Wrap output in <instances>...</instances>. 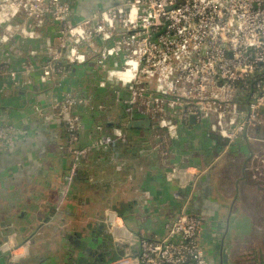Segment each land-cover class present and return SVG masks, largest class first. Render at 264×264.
Segmentation results:
<instances>
[{
    "label": "built area",
    "instance_id": "2783aa9c",
    "mask_svg": "<svg viewBox=\"0 0 264 264\" xmlns=\"http://www.w3.org/2000/svg\"><path fill=\"white\" fill-rule=\"evenodd\" d=\"M73 9L74 0H0V77L17 86L37 72L41 84L52 85L76 67H88L97 87L113 97L105 99L118 125L83 147L78 109L91 113V96L67 91L45 110L35 106L38 118L57 120L67 133L62 151L72 164L69 184L93 155L133 142L143 157L159 161L183 201L212 168L176 162V145H185L196 129L207 133L213 147L214 138L226 142L216 162L254 145L245 171L250 179L264 178V140L256 137L264 129V0H118L87 17ZM105 103L100 107L108 108ZM146 119L149 132L129 130L131 122ZM26 136L12 118L0 119V153ZM108 217L117 250L125 245L109 264H215L200 237L210 220L186 205L161 237H134L115 227L121 216ZM20 248L14 236L0 245L6 264L25 257Z\"/></svg>",
    "mask_w": 264,
    "mask_h": 264
},
{
    "label": "crops",
    "instance_id": "0c3cea01",
    "mask_svg": "<svg viewBox=\"0 0 264 264\" xmlns=\"http://www.w3.org/2000/svg\"><path fill=\"white\" fill-rule=\"evenodd\" d=\"M115 1L74 0L73 12L87 17L96 8L110 6ZM96 79L93 69L88 67H76L73 74L52 85L41 84L37 72L28 78L22 77L17 86L0 77V119L10 117L16 128L27 132L26 137L17 139L10 149L0 153V245L14 236L16 244L22 247L19 254L26 252L18 264H66V261L56 262L55 258L66 259L69 254L73 258L72 263L67 264H76L81 259L79 241L85 239L87 233L90 240L101 237L100 232L106 229L102 217L107 219L111 212L123 220V226L115 222L117 229L126 232L125 227L134 237L153 238L163 236L167 223L186 205L193 215L210 220L200 237L207 256L221 264L220 233L214 228L226 230L223 225L230 227L229 222L242 210L258 209L257 219L258 216L264 219L262 204L250 197L259 189H250L242 172L238 173L233 167L237 156L244 157V163L245 155L252 153L254 145L241 146L227 159L216 162L222 148L213 147L207 133L196 129L197 133L191 134L185 145H176V162L197 167L212 165V168L200 178L190 195L184 192L183 201L176 198L177 188L166 181L157 159L134 153L140 151L141 145L128 149L125 144L116 143L109 153L93 155L68 185L72 164L69 155L62 151L66 131L55 119L38 118L34 108L47 109L63 92L94 90ZM105 102V105L111 103L110 99ZM81 115L84 122L82 147L111 132H97L95 126L100 118L96 121L87 110L83 109ZM62 196L68 215L64 209L59 212ZM63 211L68 221L60 230L62 221L58 217ZM30 239L34 243L29 242L26 249L24 245ZM110 244L115 257L119 250L112 246V241ZM6 260L7 254L0 251V264H6Z\"/></svg>",
    "mask_w": 264,
    "mask_h": 264
},
{
    "label": "rangeland",
    "instance_id": "374dc122",
    "mask_svg": "<svg viewBox=\"0 0 264 264\" xmlns=\"http://www.w3.org/2000/svg\"><path fill=\"white\" fill-rule=\"evenodd\" d=\"M103 115L104 114H102V116ZM102 118L103 117H98L96 121L98 119L102 121L103 120ZM256 137L259 140L261 139L264 140V129L257 131ZM245 156H247V158L244 160V163L242 160L244 157L241 158L242 156L241 157L237 156V158H235L236 164L233 167L234 169H236V171H239L238 173L242 172L244 179L245 180L247 179L250 189L252 187L259 189V191L257 190L254 191L256 195L250 194L251 195L250 197L252 196L255 197L257 199L256 202L262 204L260 205V207H262L261 209L264 210V178L263 177L260 178L259 181L253 180L254 175H253L252 168H251V171H252L253 177L252 179L247 178L248 173L245 171V166H246L245 164H246V161L251 157V154L245 155ZM240 168H243V170L240 171ZM68 185H69V182H68ZM231 186L232 185H230V188ZM261 199H263V201ZM64 201H65V197L62 196L61 198L62 205H58L59 212L64 208L67 209V205H63ZM65 209H64L65 214L68 215V211H66ZM263 210L261 214H264ZM64 211L62 212L63 214H59V217H58L60 218V221H62L61 225L59 224L60 230L64 229L63 227L64 225L62 224L68 221V216L66 217L64 216ZM245 212H243V210L241 212L238 211L234 219L235 222L234 221L229 222L230 227L227 228L225 227V225H223V227L226 228V230H221L217 227L214 228L215 231L217 230L218 233H220V236L218 239V245H219L218 248L220 251V256H221L222 249H225L228 255V260L230 264H264V219L262 220L260 216H258V219H257L256 214L258 215V209L257 210L251 209ZM247 213L251 214L253 217H246ZM108 221H109V217H107V219H105V217H102L101 222L104 223L106 229L109 225ZM87 234L86 236H84V238L88 242L91 240H90V236ZM29 242L34 243V240L30 239ZM133 254L135 255L138 254L137 248L133 249ZM207 258L210 261H212L211 256L210 257L207 256ZM61 259L56 257L55 261L64 262L67 260L65 259V257H62ZM213 262L216 264V261H213ZM69 263H72L71 258H70Z\"/></svg>",
    "mask_w": 264,
    "mask_h": 264
},
{
    "label": "trees",
    "instance_id": "16d2710c",
    "mask_svg": "<svg viewBox=\"0 0 264 264\" xmlns=\"http://www.w3.org/2000/svg\"><path fill=\"white\" fill-rule=\"evenodd\" d=\"M110 93H111L110 91H108V90H101L97 86H95V89L94 90H87L85 92L86 95L91 96L93 98V101L95 103V108L91 112V115H92L93 119H97V117H102V114L105 115V116L103 115V117L107 118V116H108V118H110V121H107V122H104V121H100L99 120L100 122L97 124V126H95V129H96L97 132L98 131H110L113 126H117L118 123H119L118 121H117L118 123L115 122V121H113L112 120V117L110 116V113L109 112L112 111V109L110 108L109 105H111L112 102L107 105L108 108H101L100 107L102 104L105 103V98L106 97H109L110 99L113 98V97L110 96ZM101 99L103 100L102 102H101ZM82 110L83 109L79 108L78 109V112L81 114ZM135 131H139V130H135ZM83 132H84V128H83V131H82V135H83ZM147 132H149V131H147ZM66 135H67V133H66ZM82 137L83 136H81V138ZM214 139L217 141V145L215 147H218V149L219 148L221 149L222 147H224L226 145V142L225 141H223V140H221L219 138H214ZM125 145L127 146L128 149L137 146L136 143H134V145L133 144L132 145L125 144ZM130 152H133V151H130ZM134 153H137V154H139V156H141V154L139 152H134ZM103 154H107V153H103ZM134 156H136V154H134ZM79 171H81V170H79ZM79 171H78V173H79ZM77 176H76V178H77ZM102 237L105 238V239L107 238L104 235H102ZM119 247H120L119 248V252H122V247L121 246H119ZM118 256H119V254L117 256H115L114 258H116ZM67 262H69V261L66 260V264H67Z\"/></svg>",
    "mask_w": 264,
    "mask_h": 264
},
{
    "label": "water",
    "instance_id": "95a60500",
    "mask_svg": "<svg viewBox=\"0 0 264 264\" xmlns=\"http://www.w3.org/2000/svg\"><path fill=\"white\" fill-rule=\"evenodd\" d=\"M118 2V0H116L114 3H117ZM113 3V4H114ZM112 4V5H113ZM108 7V6H107ZM151 127H152V125H151V121L150 120H148V119H146V120H135V121H133V122H131L130 124H129V129H134V130H139V131H141V130H146V131H148V130H150L151 129ZM75 236L76 237H78V235L77 234H75ZM99 237L97 238V240H94V241H92L93 243H95V244H99ZM92 242L91 241H88L87 242V240H85V239H81V241H79V245H80V247H85V246H91V244H92ZM99 248H100V246H99ZM95 252H97V253H99L100 252V250L97 248V250H92V249H87V250H83L82 252H81V257H84V259H83V261L84 262H79V263H76L75 261V263L76 264H95V263H90V262H88V257H89V255H92L93 253H95ZM220 262H221V264H230V262H229V260H228V255H227V253H226V250L225 249H222V252H221V256H220ZM102 261H103V258H102V255L100 256V259H99V262L97 263V264H104V263H102Z\"/></svg>",
    "mask_w": 264,
    "mask_h": 264
},
{
    "label": "flooded vegetation",
    "instance_id": "af4514ba",
    "mask_svg": "<svg viewBox=\"0 0 264 264\" xmlns=\"http://www.w3.org/2000/svg\"><path fill=\"white\" fill-rule=\"evenodd\" d=\"M107 229H105L104 231H101L99 235L101 237H102V235H104L105 237H110V240L112 241V246L116 247V245H115V243H114V241L112 239L110 230L109 229L107 230ZM110 240L108 238H106V239L102 238L101 239L99 237V244H95V243L92 242L94 240H91V242H92L91 246H85L83 248L82 247L80 248V250H79L80 251V257H81V252L83 250H87V249L97 250V248H98L100 250V252L99 253L95 252L92 255H89L88 262L96 263V261H97V263H98L99 259H100V256L102 255V258H103L102 263L109 264V262H111L114 259V256H112V254H111V249H109V246L111 247V244H110L111 241ZM99 246H100V248H99ZM69 251H71V250H69ZM101 252H103V253H101ZM117 255H118V253L115 252V256H117ZM70 258H72V255L69 254L68 257L66 258L67 261H70ZM83 259H84V257H81V259H79V261L80 262L81 261L84 262Z\"/></svg>",
    "mask_w": 264,
    "mask_h": 264
},
{
    "label": "bare ground",
    "instance_id": "6f19581e",
    "mask_svg": "<svg viewBox=\"0 0 264 264\" xmlns=\"http://www.w3.org/2000/svg\"><path fill=\"white\" fill-rule=\"evenodd\" d=\"M113 219V221H114V218H112ZM115 222V221H114ZM125 230V229H124Z\"/></svg>",
    "mask_w": 264,
    "mask_h": 264
}]
</instances>
